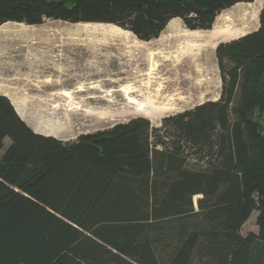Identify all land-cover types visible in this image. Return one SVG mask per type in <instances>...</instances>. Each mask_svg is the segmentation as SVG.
<instances>
[{
  "label": "trees",
  "instance_id": "16d2710c",
  "mask_svg": "<svg viewBox=\"0 0 264 264\" xmlns=\"http://www.w3.org/2000/svg\"><path fill=\"white\" fill-rule=\"evenodd\" d=\"M252 1L0 0V25L106 23L147 41ZM216 57L218 99L160 129L135 118L64 143L0 94V264H264V5ZM253 211L258 232L242 235Z\"/></svg>",
  "mask_w": 264,
  "mask_h": 264
},
{
  "label": "rangeland",
  "instance_id": "374dc122",
  "mask_svg": "<svg viewBox=\"0 0 264 264\" xmlns=\"http://www.w3.org/2000/svg\"><path fill=\"white\" fill-rule=\"evenodd\" d=\"M175 24L186 28L179 18ZM2 25L8 26L10 30L0 34V94H5L12 104L18 106L22 120L37 133H55L65 126L66 121L70 120L69 113L78 107L97 111L128 108L132 104H128L125 96L130 92L124 90L129 87L144 86L149 82L152 88L162 89V93H172L176 89L177 75L167 62L154 54L155 47L151 43L157 37L146 41L123 32H81L77 29L78 23L46 18L34 25L13 21ZM214 56L216 73L212 83L199 90L182 86L181 93L177 95L180 98L174 101L176 107L162 112L156 120L144 116L102 120L97 129H75L72 134L59 140L72 143L81 135L102 132L135 118H145L151 127L160 129L164 126V119L192 110L204 102L217 100L221 79L216 51ZM90 95H100L102 100L95 105L88 104L86 97ZM130 95L140 101L144 97L137 93ZM9 144L10 139L5 138L0 158ZM189 163L196 164V157H190ZM200 197L193 196L195 209ZM256 215L257 211H253L242 225V235L258 232Z\"/></svg>",
  "mask_w": 264,
  "mask_h": 264
},
{
  "label": "bare ground",
  "instance_id": "6f19581e",
  "mask_svg": "<svg viewBox=\"0 0 264 264\" xmlns=\"http://www.w3.org/2000/svg\"><path fill=\"white\" fill-rule=\"evenodd\" d=\"M263 5L264 0H253L248 3H237L232 7L224 9L217 14L209 31L189 30L185 27H179L175 24L177 18L171 19L163 30L165 34L162 33L151 44L155 47V51L153 50L155 56L157 55L162 61L167 62L177 75V87L175 86L176 89L172 90V93H162V89L152 88L149 82L144 86L129 87L124 91L127 93L130 92L132 95L133 93H137L140 97L144 96L143 100H137L134 96L126 93L125 98L128 104H132L128 108L97 111L85 107L79 108L77 106L78 108L73 113L70 112V115L68 114L70 120H65V126H61L55 133H41L60 139L75 129L87 127L89 129H97L100 127L102 120H126L133 116H144L151 120H156L162 112L173 110L176 107L174 101L180 98L177 95L181 93L182 86L186 85L188 89L199 90L206 84L212 83L214 74L216 73L214 63L216 47L223 42L238 39L256 30L259 26V13ZM13 24L15 26V23ZM78 24L80 25L77 29L81 30V32L82 30H92L101 33L118 34L123 32L132 35L130 31L122 30L113 24ZM9 30L8 26L0 25V34ZM100 100H102L100 95L86 97V103L88 104L94 103L95 105ZM14 108L22 119V113L19 112L18 106L14 105Z\"/></svg>",
  "mask_w": 264,
  "mask_h": 264
},
{
  "label": "water",
  "instance_id": "95a60500",
  "mask_svg": "<svg viewBox=\"0 0 264 264\" xmlns=\"http://www.w3.org/2000/svg\"><path fill=\"white\" fill-rule=\"evenodd\" d=\"M239 3H248V2H239ZM235 4H237V3H235ZM234 4V5H235ZM233 6V5H232ZM231 6V7H232ZM118 27V26H117ZM212 27V26H211ZM120 28V27H119ZM122 29V28H121ZM211 29V28H210ZM210 29H206V30H198V31H209ZM257 30V29H256ZM255 31V30H254ZM12 104V103H11ZM13 105V104H12ZM14 107V106H13ZM15 109V108H14ZM15 111H16V109H15ZM17 112V111H16ZM18 114V113H17ZM19 115V114H18Z\"/></svg>",
  "mask_w": 264,
  "mask_h": 264
},
{
  "label": "built area",
  "instance_id": "2783aa9c",
  "mask_svg": "<svg viewBox=\"0 0 264 264\" xmlns=\"http://www.w3.org/2000/svg\"><path fill=\"white\" fill-rule=\"evenodd\" d=\"M263 120H264V117H263Z\"/></svg>",
  "mask_w": 264,
  "mask_h": 264
}]
</instances>
